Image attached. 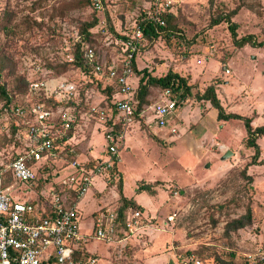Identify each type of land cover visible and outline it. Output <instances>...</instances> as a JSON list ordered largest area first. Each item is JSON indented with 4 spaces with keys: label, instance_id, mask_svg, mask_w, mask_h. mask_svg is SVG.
Masks as SVG:
<instances>
[{
    "label": "rangeland",
    "instance_id": "374dc122",
    "mask_svg": "<svg viewBox=\"0 0 264 264\" xmlns=\"http://www.w3.org/2000/svg\"><path fill=\"white\" fill-rule=\"evenodd\" d=\"M100 2L96 10L92 0H0V85L13 97L5 105L0 95V151L8 150L10 130L16 128L11 109L30 99L31 94H25L20 100L26 79L41 80L39 85L48 94L58 82H71L80 91V114L88 113L72 130L68 144L57 142V156L48 160V169L37 173L32 188L38 193L65 178L68 163L93 164L105 156L101 138L104 124L97 116L99 109L107 110L106 87L111 79H106L105 71L99 77L91 76L88 70L70 64V59L78 48L88 46L95 50L97 64L109 63L111 67L114 63L115 69L122 71L121 60L124 50L130 48L132 32L140 21L150 22L144 14L148 0ZM234 9L238 12L230 21L236 23L237 39L252 35L254 43H264V0H180L165 25L158 26H166V30L155 39L143 38L135 49L136 72L128 82L138 104L141 78L144 85L149 76L160 78L168 72L186 79L191 95L183 100L172 97L176 111L171 120L179 130L169 142L164 140L165 130L152 132L148 126L149 111L145 117L136 116L134 124L123 129L117 145L118 164L109 172L111 176L103 178L105 183L96 180L97 190L92 187L94 194L91 199L87 194L90 201L80 209L82 232L88 233L92 218L99 212L117 211L122 203L119 186L127 185L131 193L145 192L149 196L151 188L142 187L153 183L151 186L161 190L164 204L173 199L165 214L157 207L146 214L148 220L159 225L155 234L166 236L160 253L168 254L170 262L264 264V136L256 140L258 161L263 164L251 165L254 149L245 143L243 121L217 120V110L211 103L196 99L212 87L225 113L250 119L253 128H264V46L237 48L229 23L210 24ZM95 20L96 25L83 32L84 23ZM160 92V87L149 85L144 105L159 103ZM38 94L33 95L35 100ZM75 108L73 104L72 110ZM115 126L120 128L119 124ZM204 126L213 130L214 140L201 133ZM19 141L23 142L21 138ZM10 149L14 153L24 148L14 143ZM47 175L46 183L41 181ZM22 190L20 187L13 193L14 198L23 200ZM31 197L27 194L25 200ZM247 209L251 211L250 221L243 228L233 229L232 223L244 218ZM130 210L141 212L139 208ZM167 214L174 218L162 230L160 223ZM146 233L138 231L121 243L113 240L111 245L90 239L86 247L92 253L96 251L104 264H143Z\"/></svg>",
    "mask_w": 264,
    "mask_h": 264
},
{
    "label": "built area",
    "instance_id": "2783aa9c",
    "mask_svg": "<svg viewBox=\"0 0 264 264\" xmlns=\"http://www.w3.org/2000/svg\"><path fill=\"white\" fill-rule=\"evenodd\" d=\"M179 2L148 0L144 14L154 25L164 26L165 16L172 14ZM92 3L94 9L99 10L100 0H92ZM142 40V30L138 26L128 42L130 48L124 50L122 71L115 69L114 63L111 67L107 66L109 63L97 64L95 50L84 47L83 59L90 65L94 77H99L105 71L106 79H111L106 87L109 89L105 104L107 110L99 109L97 116L104 124L101 138L105 156L94 160L93 164L68 163L69 174L41 193L32 188L37 181V173L48 169V160L57 156L55 150L58 145L68 144L72 140V130L83 122L88 113L80 114V91L71 82H58L50 94L39 85L41 80L28 82L26 95L31 94L29 101L16 104L11 109L18 130L15 128V133H9L11 145L8 150L0 151V264H104L96 253L86 249L88 240H104L108 245L113 240L121 243L142 225L139 211L124 215L120 221L117 211L107 210L92 218L88 233H83L79 208L92 187L96 186V180L105 183L103 178L105 180L111 176L109 172L119 161L117 145L122 141L123 129L133 125L136 116L149 111L152 123L157 127L168 128L173 135L177 133L176 127L169 125L176 111V101L169 91L161 90V101L142 105L140 112L138 101L133 99V88L128 81L134 72L131 67L134 51ZM115 72L119 75H115ZM100 79H96L97 85ZM37 93L35 100L33 95ZM73 104H76L74 111ZM117 124L120 128L115 126ZM20 138L23 142L19 141ZM14 143L24 149L13 153L10 148ZM86 164L90 167H86ZM47 178L49 175L41 181L45 182ZM20 187L23 188V200L13 196ZM27 194L32 197L25 200ZM170 220L171 217L168 218ZM79 253L81 256L77 257ZM195 264H200V261L196 260Z\"/></svg>",
    "mask_w": 264,
    "mask_h": 264
},
{
    "label": "trees",
    "instance_id": "16d2710c",
    "mask_svg": "<svg viewBox=\"0 0 264 264\" xmlns=\"http://www.w3.org/2000/svg\"><path fill=\"white\" fill-rule=\"evenodd\" d=\"M93 8H94V5H93ZM237 12H238V9H234V10L230 11L229 14H227L225 16H221L215 20H212L210 24L211 25H218L222 21L229 23V30L231 33V38H232L233 44L237 48H242L245 45H249L251 47H262V46H264V43H254L252 35L244 36V37H241L240 39H237L236 23H233L230 21V17L235 16L237 14ZM168 17H170L169 14L165 16V23L167 22ZM96 23H97L96 20L89 22V23H84V25L82 26L83 32H85L86 29L88 30V29L93 28L96 25ZM139 28L142 30L143 38L148 39V40H152V39L157 38L161 31L166 30V29H164V28H166V26L163 28L158 27V26L153 25L151 22H148L146 20L139 22ZM83 53H84L83 49L78 48L77 52L74 53V55H73L72 61H69V63L83 69L85 72H87V70H88L89 74L91 76H93L92 69H91L90 65L88 64V62L85 59H83ZM135 54L136 53H134V55H133V59H132V63H131L132 69H134V67H135V65H134ZM134 72H136V71H134ZM145 74H147L146 71H144V75ZM143 80H144V77L141 78V80H140V87H139V93H138V100H139L138 112H140L142 105H144L146 103L145 98L147 95V87L149 85L160 87L162 91L167 90L171 93V98L172 97H178L179 100H183L184 98H186V96L191 95V93L189 92L190 86L187 84V80L184 79L183 77H180L176 73L168 72L164 77H160V78H152L149 76L144 85H142ZM25 82L26 83H24V84H25L26 88H24V90L21 92L22 93L21 96L27 94V92H28L29 80L26 79ZM0 95H1L5 105H8L11 103L13 97L6 92L5 87L3 85H0ZM196 99L209 101L211 103V105L217 110V120H223V121H228L230 119L242 120L244 128L246 129V132H247V137H246L245 143H246L247 147L254 149V155H253V158L251 159V162L249 164H251V165L263 164V161H258L260 149H259L258 144L256 143L257 138L264 136V128L263 127L253 128L251 126V120L250 119L243 118V117H241L237 114H234V113H225L224 110L222 109V107L220 106L219 101H218V99L214 93V89L212 87H208L205 90V92L202 93L201 95L200 94L196 95ZM15 130H16L15 128L11 129V134L15 133ZM145 187L146 186L144 185V187H142V190H145ZM121 189H122V186H119V192L118 193H119V196L121 197L122 203H121V206L117 209V215H118V218L120 221H122L123 216H124V212L128 208H135V209L139 208V206H137L134 202L127 201L123 198L122 193H121ZM139 210H140V208H139ZM250 218H251V211H250V209H247V212H246V215L244 218L236 220L232 223L233 229L237 230V229L243 228L247 224V222L250 221ZM85 255L86 254H84V256ZM80 256H81V253H79L77 255V257H80Z\"/></svg>",
    "mask_w": 264,
    "mask_h": 264
},
{
    "label": "crops",
    "instance_id": "0c3cea01",
    "mask_svg": "<svg viewBox=\"0 0 264 264\" xmlns=\"http://www.w3.org/2000/svg\"><path fill=\"white\" fill-rule=\"evenodd\" d=\"M142 116L145 117V113ZM150 122H151V124H149L148 126L151 125L150 127H152V130H153L152 132H154V131H159L160 132L161 130H165V132H166V134H164V138H165L164 140H165V142H167V141L169 142L171 138L177 136V134H178L179 126L176 125L173 122V120H171V119H170V124L169 125L170 126H173V127H176L177 133L175 135L171 134L168 131V128H159L154 123H152V114L150 116ZM202 124L206 125V123H204V122H202ZM200 128H201V133H204V136L205 137L211 138V140H214V138L216 137V135L213 132V130H211V129L208 130L205 126L204 127H200ZM223 146H225V145H223ZM227 146H229V145H227ZM93 155H95V154H93ZM148 182H150V181H148ZM145 184H146L145 186H149L151 188L150 191H152V193L149 196H147L145 194V192H143V193H141V192L140 193H138V192L131 193L129 191V188H127V185H126V187L125 186H122L123 190L121 189V193H123L122 196H123V198L125 200L132 201L137 206H139V208L141 209V214H142L141 215L142 216L141 220L142 221L143 220H146L145 221L146 223L145 222L144 223L142 222V225L136 230V232H138V231L145 232V233L147 232L145 234V236L147 237V238H145V239H147L146 240L147 243L143 245V249H142L143 253H145V256L142 258L143 264H166V263L169 264L170 263L169 258H171V257H169L168 254H161L160 253V251H162L163 243L166 240V236H164L163 234L162 235L161 234H158V235L155 234L156 233L155 228H159V225H157L156 223L153 224L150 221V219L148 220V216L146 214L148 212H151L152 211V208H154V210H156L155 209L156 207H157V210H160L161 212L164 211L163 214H165L166 213L165 211L168 210V208H169L168 206H171L173 199L170 200L171 201L170 203L164 204V202H165V201H163L164 197L162 195L161 196L159 195V193L161 192V190L158 189V188H156V187H154V186H151V185H154L153 183H145ZM96 190H97V187H96ZM129 193H131V194H129ZM89 194H91V195H89L90 196V199H91L92 195L94 194V191L91 190L89 192ZM118 195H119V193H118ZM89 196L86 195L85 199L79 204V208L80 209H84L83 207L86 206V205H88L87 203H89V201H90V200H88V197ZM174 196L177 198L178 194L175 192L174 193ZM118 198H119V201H121V197L119 196ZM92 201H93V199H92ZM92 204L94 205V203H92ZM172 208H175V205H173L171 207V209ZM130 209H132V208H128L124 212V215L125 216H129V215L132 214V211H134V210H130ZM169 217H171L172 220L168 221V218ZM173 218H174V216H168V214H167V216H165L163 218V221L160 220V222L162 221V223H163V224L160 223L161 224L160 227L162 228V230L166 228V225H168L169 222L172 223ZM152 225H154L153 226L154 230L152 228ZM83 233H87V232H83ZM160 233H163V232L160 231ZM154 235H156V236H154ZM154 237H156V239H155V242L153 243L152 242V238H154ZM86 246H87V244L85 245V247ZM86 249H87V247H86ZM94 252H96V251H93V253ZM157 252H159L158 255L156 254Z\"/></svg>",
    "mask_w": 264,
    "mask_h": 264
},
{
    "label": "water",
    "instance_id": "95a60500",
    "mask_svg": "<svg viewBox=\"0 0 264 264\" xmlns=\"http://www.w3.org/2000/svg\"><path fill=\"white\" fill-rule=\"evenodd\" d=\"M226 155L228 156V154H226ZM226 155H225L224 157H227ZM169 264H173V263H172V262H170Z\"/></svg>",
    "mask_w": 264,
    "mask_h": 264
}]
</instances>
